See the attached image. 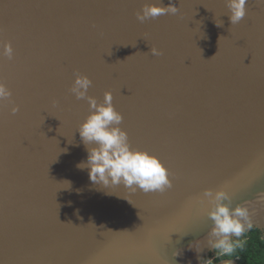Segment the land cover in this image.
<instances>
[{"label":"water","instance_id":"1","mask_svg":"<svg viewBox=\"0 0 264 264\" xmlns=\"http://www.w3.org/2000/svg\"><path fill=\"white\" fill-rule=\"evenodd\" d=\"M145 2L0 0V41L14 48L0 57L12 91L0 104V264H174L175 248L179 264H199L188 244L211 225L204 190L230 184L237 203L264 193V4L247 0L232 25L226 0H175L177 14L140 22ZM77 74L98 102L113 93L132 147L164 162L172 188H104L77 168L90 114L70 91ZM177 232L189 234L177 244Z\"/></svg>","mask_w":264,"mask_h":264},{"label":"clouds","instance_id":"2","mask_svg":"<svg viewBox=\"0 0 264 264\" xmlns=\"http://www.w3.org/2000/svg\"><path fill=\"white\" fill-rule=\"evenodd\" d=\"M264 4V0H258ZM232 25L238 24L247 15V0H226ZM180 11L175 0L164 6L163 0H148L137 12V19L144 22L164 14H177ZM217 23V25H221ZM151 54L162 55L161 50L151 47ZM0 57L14 58L12 43L0 41ZM92 80L84 74H77L70 88L77 99L87 98L90 114L80 124V138L87 148L86 161L77 164V168L88 170L89 180L104 188L123 185L133 193L143 191L145 194L165 192L173 187V180L164 162L148 150L133 148L128 133L120 125L124 119L113 104V93L106 91L103 102L88 95ZM12 96L7 84L0 80V104ZM15 114L19 106L11 109ZM67 184L70 186L69 182ZM201 211L211 221L207 232L188 244V250H194L199 264H213L220 260L221 264H235L233 257L242 251L247 244V234L254 229L264 231V193H258L252 202H234L228 187L219 189L207 188L197 198ZM130 202V201H129ZM131 203V202H130ZM179 244L189 233L177 232ZM199 236V233L196 234ZM264 239V237H262ZM184 248H175L172 252L174 264L182 257ZM212 253L211 257L204 255ZM227 257L228 259H224Z\"/></svg>","mask_w":264,"mask_h":264},{"label":"trees","instance_id":"3","mask_svg":"<svg viewBox=\"0 0 264 264\" xmlns=\"http://www.w3.org/2000/svg\"><path fill=\"white\" fill-rule=\"evenodd\" d=\"M264 232L259 229H254L247 234V244L242 251L237 252L238 264H264ZM224 259H228L225 257ZM220 260H214L213 264H216Z\"/></svg>","mask_w":264,"mask_h":264},{"label":"snow or ice","instance_id":"4","mask_svg":"<svg viewBox=\"0 0 264 264\" xmlns=\"http://www.w3.org/2000/svg\"><path fill=\"white\" fill-rule=\"evenodd\" d=\"M227 187L231 190V185L229 184V185H227Z\"/></svg>","mask_w":264,"mask_h":264},{"label":"flooded vegetation","instance_id":"5","mask_svg":"<svg viewBox=\"0 0 264 264\" xmlns=\"http://www.w3.org/2000/svg\"><path fill=\"white\" fill-rule=\"evenodd\" d=\"M210 256H212V254H211ZM210 256H209V257H210ZM218 262H219V261H218ZM218 262H217V263H218ZM217 263H216V264H217Z\"/></svg>","mask_w":264,"mask_h":264},{"label":"rangeland","instance_id":"6","mask_svg":"<svg viewBox=\"0 0 264 264\" xmlns=\"http://www.w3.org/2000/svg\"><path fill=\"white\" fill-rule=\"evenodd\" d=\"M211 257V256H210Z\"/></svg>","mask_w":264,"mask_h":264}]
</instances>
